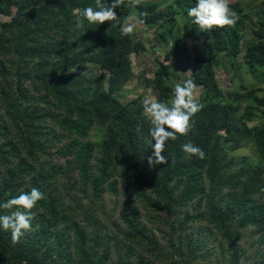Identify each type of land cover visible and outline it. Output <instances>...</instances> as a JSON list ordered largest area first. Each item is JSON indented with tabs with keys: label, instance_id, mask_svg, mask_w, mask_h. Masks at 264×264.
I'll use <instances>...</instances> for the list:
<instances>
[{
	"label": "trees",
	"instance_id": "1",
	"mask_svg": "<svg viewBox=\"0 0 264 264\" xmlns=\"http://www.w3.org/2000/svg\"><path fill=\"white\" fill-rule=\"evenodd\" d=\"M174 3L182 11L179 15L188 18L189 31L184 39L182 34L168 28L172 19H169L170 25L164 24L165 30L163 34H159V39L163 40L162 44L171 48L167 56L171 64L159 63L160 68L156 70L150 86L158 91L159 100L171 104L176 83L174 78L178 75L182 77L180 63L189 59L191 77L180 78L178 82L185 79L196 82L202 91L199 102L203 109L193 117V127L188 135L178 136L175 141H167L163 155L168 163L150 168L147 163L149 150L141 155L138 151L139 141L151 139L148 135V121L138 111L119 112L118 102L112 100L113 95L118 94L132 76L128 52L146 51L145 48L132 44L131 38L123 36L121 26L114 22L98 25L84 20L83 26L78 27L73 10L94 6V0H0V14L11 17L0 24V74L6 79L17 75L15 83H4L2 86L0 82V99L4 102L0 120V203L17 196L21 192L20 188L22 191H29L32 187L39 188L45 194V199L39 201L36 207L49 216L51 227L56 229L51 236L54 251L61 256L73 249L83 260L79 264H156L163 258L167 259L166 264L208 263L210 258L205 252L206 240L200 235L185 233L184 230L186 222L193 219L186 211L193 203L197 204L194 210L203 203L207 209L209 207L212 210L208 209L210 222L215 224L221 236L216 261L208 264H237L239 249L235 241L239 236L231 228L236 218L240 219V228L252 226L254 229L258 228L256 231L264 228V206L258 204L264 196V167L246 168L243 165L246 162L248 166V159L226 152L249 137L255 141L260 151L264 149V126L251 130L242 125V115L238 114L240 107H247L254 112L264 108V98L258 95L259 86L264 85V15H260L264 14V9H258L255 4L259 15L255 19L252 18L253 13L245 12L239 2L232 6L239 14L235 26L202 32L199 26L192 23V18L186 15L187 8L195 6V0H174ZM150 5L143 2L134 8L136 15L146 13L143 18L148 26L162 20V13L155 12L156 5ZM117 13L121 19L129 15L122 7L117 9ZM44 38L53 43L44 44ZM192 39L199 44L197 47L203 44L195 57L190 56L187 45V41ZM3 56L8 59L10 57L16 63V72L6 71ZM225 57L226 73L230 69L234 70L236 74L231 77L232 81L237 79L239 85L243 84L241 88H245V93H230L231 89L225 90L220 85L216 71L225 62ZM239 58L242 59L240 62ZM28 66L31 68H27ZM73 69L78 71L71 72ZM96 69L109 71L107 89H104L102 78L92 75ZM56 70L59 73H71L65 77L55 75ZM245 76L250 80L249 86ZM29 79L31 84H42L46 95L34 98L32 88L25 85V81ZM79 94H83V97ZM104 108L107 109L106 113ZM112 113L122 123L120 130L123 132L125 145L116 141L112 130L99 142L84 143L81 138L86 128L93 125L96 119L99 123L106 121V118L110 120ZM48 122L57 124L66 131V136L63 135L62 138H73L68 144L69 149H64V152L74 151L77 167L79 162H89L95 154L94 150L101 156L96 158V177L92 176V170L89 169L90 178L84 182L92 183L87 197L93 195L97 199L96 203L90 199L91 204L89 201L90 205L85 211L92 208L93 213L94 202L100 204L101 214L98 217L94 214L82 227L77 220L67 216L66 212L80 213L79 206L83 208V196H86L87 189L83 186L78 188L79 184L69 177L63 180L65 173L42 172L34 166V163L48 156L47 140L42 137L48 136L44 126ZM137 123L141 124L139 133L135 127ZM189 141L203 149L204 159L189 157L182 150L181 146ZM112 155L117 159L121 173L116 174V165L110 160ZM43 162L48 164L45 159ZM229 169L237 171L235 175L240 178L246 174L248 179L242 186L240 196L237 198V194L226 199V208L218 215L213 211L216 204L214 194L220 191L216 183L229 184L230 178L226 175ZM116 175L122 181L125 193H130L133 186L139 190L140 195L144 190L150 192L145 207L152 216L160 211L177 212V216H185L184 220H177L181 223L178 229H175V222L164 220L176 233L175 238H170V246L175 248L174 251L167 246L159 247L147 233L146 227L138 225V213H133L131 219L127 212H120L118 215V210L107 209L104 196L110 190H115L111 188L118 182L115 180ZM205 181L212 185L211 190L206 192L202 186ZM231 186L235 187L234 182H231ZM81 191L82 194L79 193ZM221 198L220 203L224 200ZM254 203L257 204L254 208H248L249 204ZM216 206L219 207L220 204ZM234 212L238 213L234 215ZM0 214L5 212L0 210ZM242 214L244 216L240 218ZM120 217L128 225L132 241L135 239L138 244H143L144 254L147 255L137 257L131 251V246L118 241L121 232ZM49 230L50 228L44 230L43 235H47ZM178 231H184V234ZM28 247L25 243L13 244L11 233L0 229V264H58L48 263L50 250L38 249L35 252L32 247ZM114 248L121 252V256L118 261L111 263L109 254ZM59 264L66 263L62 261ZM257 264H264V256L259 258Z\"/></svg>",
	"mask_w": 264,
	"mask_h": 264
},
{
	"label": "rangeland",
	"instance_id": "2",
	"mask_svg": "<svg viewBox=\"0 0 264 264\" xmlns=\"http://www.w3.org/2000/svg\"><path fill=\"white\" fill-rule=\"evenodd\" d=\"M143 2L149 5L152 4V6L156 4L155 12L157 14L162 13V20L161 22H157L152 26H148L145 23L142 25H138L134 30L133 34L129 35L132 44L142 45L146 51L136 52L134 50H131L130 52H128V57L131 63L132 76H130L129 80L125 83L124 86H122L118 94L116 93L115 95H113L112 100L114 99L115 100L114 102L116 101L118 102L119 109L117 110L119 112L122 110L124 112L128 110H131L133 112L138 111L140 112L142 117L146 119L143 115V106H142V101L144 97L147 95H152L158 98V94H159L158 91L151 88L150 82L154 78V74L156 70L160 68L159 63L171 64V62L167 60V56L171 48L168 45L162 44L163 40L159 39V34L164 33L165 30L164 24L166 23L167 25H170L169 19H172V24L168 26V28H173L175 33L182 34V36H184L185 39L186 32L189 31L190 23L187 21L188 18L185 19L181 17L182 15H179V13L182 11L175 7L174 0H143ZM239 2L245 8V12L253 13L252 18L255 19L259 16L257 10L254 7L255 4L258 9L259 8L264 9V0H231V7ZM121 7L126 12H128V14L136 15L135 9L129 6V0H125L124 4ZM260 15H264V14L261 13ZM10 19L11 17L9 18L0 14V24ZM59 40H63V39H59ZM42 41H44V44L53 43V42H49L50 40H46V38H44ZM187 45L190 48L189 54L192 57H195L194 55L203 48V44L197 47V45L199 44H197L193 39L187 41ZM242 47L244 46L242 45ZM37 60H41V59H37ZM37 60L35 61L38 62ZM240 60L242 59L239 58L238 61L240 62ZM4 62L6 63L5 69L7 72H11V73L14 71L16 72V63L15 62L13 63L10 57L8 59L5 56ZM50 65L52 64L50 63ZM189 65H191L189 59L183 60L180 63L181 66L180 73L182 77H180L179 75L175 76L174 78L175 82H178L180 78L191 77V71L189 69ZM27 68H31V67L28 66ZM174 70L176 71V69ZM226 70H227V62L225 57V62L216 71L220 85L225 90L231 89L230 93L234 91H237V94L245 93L246 92L245 88H241L243 84L239 85L237 79L232 81L231 77H233L234 74H236L234 70L230 69L229 73H226ZM2 71L3 70L1 68V72ZM77 71H78L77 69L71 70V72H75V73ZM71 72L66 71L63 73L61 71V73H59L56 70L54 71V74L55 75L61 74L62 76L68 77L70 76ZM92 75L103 79L104 89H107L109 87L110 73L108 70L96 69L94 71V74ZM16 77L17 75H11L6 79L3 78L0 74L1 85L3 86L4 83H9V84L15 83ZM87 77H89V74L87 75ZM245 78H246V83L249 86L250 80L247 79V76H245ZM25 85H28L30 88H32L33 91L31 93L34 95V98H40L41 96L46 95L42 84H37V83L31 84V79H29L25 81ZM34 87H36V89ZM259 89H260L259 90L260 93L258 94L259 97L264 98V85L259 86ZM248 90H251V88H248ZM197 91L199 94L198 95V99H199L201 97L202 91L199 87ZM79 95L83 97V94H79ZM97 98L98 96H96V100ZM40 105L44 106L43 103H40ZM3 109H4V102L0 99V120H2L1 114ZM103 110L105 113L107 112L106 108H104ZM114 113L110 115L111 117L110 120L106 118V121L103 120V123H99L98 119L95 118L96 120L94 121V124L91 125L89 128L88 127L86 128L85 134L81 138L83 139V142L84 143L99 142L106 135L110 134L112 130V134L116 137V141L119 142L120 145L124 146L125 145L124 135L122 130H120V124L122 123L121 121H119V119H116L114 117L113 115ZM238 114L242 115V122H243L242 125L248 127L251 130L257 127L262 128L264 126V108L258 110L257 112H254L253 110L248 109L247 107L245 108L240 107ZM63 117L64 116H62V118ZM62 118L60 117V120ZM1 122L0 125L2 124ZM44 126L47 128L46 132L48 133V136L42 135V137L44 138V140H47L46 146H47L48 156L44 157L43 159H40L38 163H34V166H36L42 172L48 171L54 173L55 171H58L61 172V174L65 173L64 175L66 177L63 180L69 177V179H72V181L79 184L78 188L81 189V187L83 186L87 189L86 196H83V201H82L83 208L79 206L80 213L77 212L75 214L74 213L71 214V212H66L67 216L72 217L75 221L77 220L80 226L82 227L83 224H87V222L94 216V214L95 217H98L101 214L100 207L98 206L100 204L98 205L95 204L97 199L93 195L90 198L87 197L88 192L91 189L92 183L91 184L90 182L84 183L86 182L87 179L90 178L91 173L92 176L96 177L97 161H98L96 160V158L99 159L101 158V156L99 155V153L96 152V150H94L95 154H93L92 156L93 158H91L89 162L87 161L88 163L86 161L83 164L79 162V167H77L78 163L76 164L74 162V155H73L74 151H70L71 154L70 152L69 153L64 152V149H69L68 144L73 138L72 137L69 139H67L68 137L62 138L63 135L66 136V131H63L62 127L57 126V124L48 122ZM135 127L137 132L139 133L141 130V124L137 123L135 124ZM138 137H144V136H138ZM138 144L140 145V149H138L140 155L147 150H149V154L152 155V149L150 147L148 140L142 139L141 141L138 142ZM233 146H235L234 149L233 148L227 149L226 152L230 153V155H236L245 160L248 159L249 160L248 166L246 165L245 162L243 165L244 167L246 168L248 167L252 168L253 166L264 167V149L260 151L258 146H256L255 141L252 140L251 137L245 138L244 141L240 142L238 145H233ZM112 156L113 158L110 157V160H113L112 164L116 165V167L114 168L116 174L121 173V167L117 163V159L115 158L114 155ZM236 156L235 157L233 156V158H236ZM44 159L48 162V164L46 165L44 164L43 162ZM85 168H86V172H85ZM89 169L90 171L92 170L91 173L88 171ZM66 172H68L67 175ZM236 172L237 171H235L234 169L233 170L229 169L228 172L226 173L227 177L230 178V182L228 185L226 183L224 184L220 182L216 183L219 185L220 191L219 192L217 191L214 194V199L216 204L214 203L215 208L213 209V211L215 214L220 215V211L223 208H226L224 203L226 199L228 198L230 199V197L233 198L237 194H239L237 198L240 196V191L242 189V186L246 184L245 181L248 179V176L245 174L243 178H240L235 175ZM202 179L206 180L205 177H202ZM115 180L118 182L116 183V186L111 188L115 190H110V192L109 193L107 192L106 195L104 196V202L106 204L107 209L111 211H113V209L118 210L117 213L118 215L120 212H127V214L130 216L131 219L133 213H138L139 214L138 225L140 227L142 226L146 227L147 233L155 239L159 247L164 248L165 246H167L170 247L169 249H173L174 251L175 248L170 246L171 245L170 238L171 236L172 237L174 236L175 238L176 233L174 232V229L171 228L165 222L166 221L169 223L175 222V229H178L180 227L179 224L181 223H178L177 220H182V219L184 220L185 216L184 215L182 216V214H180V216H177V212H171V211L170 212L160 211L158 214H154L155 216H152L151 215L152 213L148 211L145 207L146 198L147 196L150 195L149 191H145V190L141 191L142 195H140L139 190L133 186L130 189V193H125V188L122 184V181L119 179L118 175H116ZM206 182L207 181L203 182L204 184L202 185L205 189V192L207 190H211L212 188V185L207 184ZM231 182H234L235 187L231 186ZM173 184L174 182L172 183V185ZM22 190L23 189L20 188L19 191ZM79 193L82 194L83 191ZM221 197H223L224 200L220 203V199H222ZM90 199L95 201V203L93 202V211H94L93 213H91L92 208H90L89 211H85V209L91 204ZM259 203H261L264 206V196L260 198L258 204ZM218 204H220L219 207L216 206ZM195 205L197 204L193 203L186 209L189 215L193 216V219L186 222L184 230H186L185 233L191 234L192 236L200 235L201 238L206 240L204 245L206 246L205 252L207 253V255H209L208 257L210 258L208 261L214 262L216 261V258L218 256L217 255L219 251L218 245H220L221 236L220 233L216 230L215 224L210 222L211 219L209 217V213H210L209 210L211 209L208 207L209 209L208 210L205 207L206 204L204 205L203 203L201 206H197L198 207L197 210H194ZM256 205L257 204L255 203L249 204L248 208L249 207L254 208ZM33 212L36 213L35 219L32 221L33 230L25 233V235L21 238L19 243L27 244L29 247H32V249L35 250V252H38V249H43L44 251L50 250L51 256L48 257L49 260L48 263L55 262L59 264L62 261H64L66 264H79L80 261H83L81 259V256L78 255L73 249L61 256L58 255V253L54 251L51 245L53 240L51 236L54 234L53 232H56V229L51 227L49 216L44 214V211L41 209L39 210L38 208L33 209ZM237 213L238 212H234V215ZM243 216L244 214H242L240 218H242ZM161 218L163 219V221ZM119 224L121 225V229H120L121 232H119L118 241L121 242L122 244H125L126 246L127 245L131 246L132 247L131 251L135 252L137 257L143 255L145 252L143 244H138L139 243L138 240L136 241L135 239L134 241H132L131 239L132 236H130V230L128 228V225L123 219H121V217L119 219ZM238 225H240V219L236 218V221L231 226V228L233 230L235 229L236 234L239 236L235 241V244H237V248L239 249V258L237 260V264H257L259 258L261 256H264V228L260 231H256L258 228L254 229L252 228V226L240 228L238 227ZM48 228H50L49 233L47 235H43L44 230ZM178 232L184 234V231L183 232L178 231ZM122 253L124 254L123 251ZM109 255H110L109 256L110 262L112 263L118 261V259L121 256V252L117 251L116 248H114V250H112ZM175 259L177 260L178 257L176 256ZM166 260H164V258L159 259V262L157 261L156 264H166ZM208 263H206L205 261H201V262H197L196 264H208ZM135 264H139V262Z\"/></svg>",
	"mask_w": 264,
	"mask_h": 264
},
{
	"label": "clouds",
	"instance_id": "3",
	"mask_svg": "<svg viewBox=\"0 0 264 264\" xmlns=\"http://www.w3.org/2000/svg\"><path fill=\"white\" fill-rule=\"evenodd\" d=\"M124 2L125 0H94V6L74 9L77 26L82 27L84 20L89 24L98 25L114 22L121 26L123 36L133 34L138 25L145 23L143 17L146 13L129 14L121 19L117 9ZM142 3L143 0H129V6L132 8H137ZM186 15L192 18V23L199 26L202 32L232 27L239 20L238 12L231 7V0H195V6L187 8ZM198 87L193 79L176 82L171 104L152 95L144 97L143 115L150 125L148 135L151 138L149 144L152 155L147 158L150 168L168 163L163 155L167 141H175L178 136H186L192 130L193 117L203 109L198 99ZM181 148L189 157L205 158L203 149L192 141L183 144ZM43 199L45 194L39 188L32 187L29 191H21L17 196L0 203V210L5 212L0 214V229L10 231L13 244L19 243L25 233L33 230L32 221L36 213L32 210Z\"/></svg>",
	"mask_w": 264,
	"mask_h": 264
}]
</instances>
